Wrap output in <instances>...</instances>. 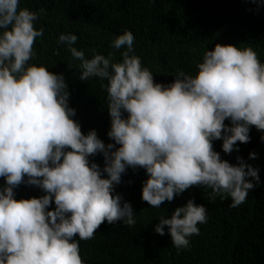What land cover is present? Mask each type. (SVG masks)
<instances>
[{"label":"clouds","instance_id":"1","mask_svg":"<svg viewBox=\"0 0 264 264\" xmlns=\"http://www.w3.org/2000/svg\"><path fill=\"white\" fill-rule=\"evenodd\" d=\"M37 19L20 0H0V264H108V241L124 226L137 244L134 254L165 232L174 247L186 249L215 220L198 200L200 189L211 190L210 200L230 198L231 208L249 205L258 218L264 63L252 47L216 44L194 75L179 72L161 84L132 54L130 31L111 44L124 49L120 62L112 53L86 58L73 47L76 35L61 34L57 43L80 61L78 79L106 81L112 141L106 144L95 130L82 133L63 74L29 63L43 35ZM97 155L102 167L90 159ZM129 168L147 177L138 189L140 208L124 188L115 190ZM21 184L44 194L16 200Z\"/></svg>","mask_w":264,"mask_h":264},{"label":"trees","instance_id":"2","mask_svg":"<svg viewBox=\"0 0 264 264\" xmlns=\"http://www.w3.org/2000/svg\"><path fill=\"white\" fill-rule=\"evenodd\" d=\"M20 7L36 12L34 27L43 29L33 45L36 55L29 63L63 74L70 93L69 106L76 110L74 119L82 133L95 130L106 144L112 142L106 135L110 128L107 92L101 87L106 81L78 79L80 61L71 56L66 45L57 43L61 34L76 35L73 47L83 51L86 58L94 52L106 57L112 53L113 62H120L124 49H113L111 44L128 30L135 38L132 54L152 72L154 82L161 84L173 82L179 72L194 75L204 53L216 44L252 47L264 63V5L250 0H20ZM90 159L103 166L102 156ZM122 176L116 193L124 188L131 205L140 208L143 202L137 194L147 178L144 170L129 168ZM14 191L16 200L44 194L24 184ZM210 191L200 189L198 200L213 210L215 220L208 221L200 235L191 236L186 249L174 247L165 232L151 241L150 248L142 247L147 252L134 254L137 244L124 226L118 228L120 234L114 240L108 241V264H264V209L253 218L251 206L231 208L230 198L210 200ZM167 206L172 211L178 207L175 200ZM54 207L50 205L49 210ZM160 208L164 213L165 203Z\"/></svg>","mask_w":264,"mask_h":264}]
</instances>
